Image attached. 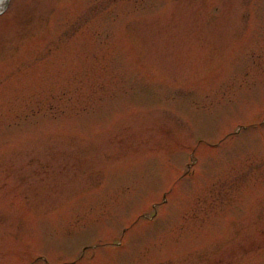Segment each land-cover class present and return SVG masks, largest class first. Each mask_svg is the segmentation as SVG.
<instances>
[{
    "label": "rangeland",
    "instance_id": "rangeland-1",
    "mask_svg": "<svg viewBox=\"0 0 264 264\" xmlns=\"http://www.w3.org/2000/svg\"><path fill=\"white\" fill-rule=\"evenodd\" d=\"M0 264H264V0H6Z\"/></svg>",
    "mask_w": 264,
    "mask_h": 264
},
{
    "label": "bare ground",
    "instance_id": "bare-ground-1",
    "mask_svg": "<svg viewBox=\"0 0 264 264\" xmlns=\"http://www.w3.org/2000/svg\"><path fill=\"white\" fill-rule=\"evenodd\" d=\"M5 2H6V0H0V12H2L1 10H2Z\"/></svg>",
    "mask_w": 264,
    "mask_h": 264
}]
</instances>
